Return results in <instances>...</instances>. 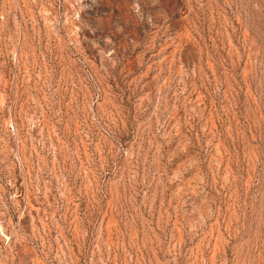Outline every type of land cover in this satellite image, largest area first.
Returning <instances> with one entry per match:
<instances>
[{
    "label": "rangeland",
    "instance_id": "1",
    "mask_svg": "<svg viewBox=\"0 0 264 264\" xmlns=\"http://www.w3.org/2000/svg\"><path fill=\"white\" fill-rule=\"evenodd\" d=\"M0 264H264V0H0Z\"/></svg>",
    "mask_w": 264,
    "mask_h": 264
}]
</instances>
